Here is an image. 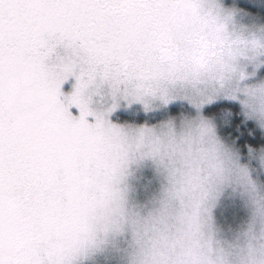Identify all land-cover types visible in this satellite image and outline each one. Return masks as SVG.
I'll list each match as a JSON object with an SVG mask.
<instances>
[{"label":"snow or ice","instance_id":"snow-or-ice-1","mask_svg":"<svg viewBox=\"0 0 264 264\" xmlns=\"http://www.w3.org/2000/svg\"><path fill=\"white\" fill-rule=\"evenodd\" d=\"M257 11L264 0H0V264H83L121 163L118 132L154 127L153 102L169 120L228 119L239 138L212 89L242 47L264 72V16L238 19ZM82 90L91 107L73 105Z\"/></svg>","mask_w":264,"mask_h":264},{"label":"rangeland","instance_id":"rangeland-1","mask_svg":"<svg viewBox=\"0 0 264 264\" xmlns=\"http://www.w3.org/2000/svg\"><path fill=\"white\" fill-rule=\"evenodd\" d=\"M238 19L239 23L251 26L261 18L245 14ZM228 27L231 31V25ZM236 28H240V25L237 24ZM245 64L246 61L239 56L234 63V71L218 79L212 91L216 96L215 90L220 89L226 83V78L230 77L229 82L237 88V92L235 96L223 97L240 108L239 101H242L245 111L253 110L255 114H260L264 112V87L259 82L264 80V72L258 68L253 70L251 66L245 68ZM249 72L253 74L248 75ZM72 103L74 106L80 103L91 107L84 90ZM152 107L154 111L147 120L149 125L155 126L142 132L151 139L153 149L158 150L157 160L162 158L164 164L177 168L183 162L189 169L182 177L185 195L177 202V210L172 217L149 216L150 202L158 195L162 183L167 182L166 172L163 165L155 164L152 160L131 162V151L135 144L130 147L125 133L141 130H120L118 144L121 163L112 170L107 186L113 182L126 186L123 215L104 199L101 212L103 222L96 238V247L89 250L83 264H264V229L259 223L264 216V200L258 197V203L252 204L247 197L228 188L217 193L208 212H202L199 192L201 187L212 181L216 162L207 151L201 149L203 140L196 121L212 120L217 125L218 136L235 145L222 136V129L229 120L208 118L191 111L169 120L158 102H153ZM120 111L125 113L124 117L141 118L135 108H122ZM243 116L257 125L264 135V129L256 121ZM152 117L161 119L150 122ZM259 151H264V148L249 149L246 156L240 155L241 162L250 164L252 176L260 186V195H264V169L252 158ZM231 214H234L233 222L228 225L226 217ZM239 214L244 216L240 221Z\"/></svg>","mask_w":264,"mask_h":264},{"label":"clouds","instance_id":"clouds-1","mask_svg":"<svg viewBox=\"0 0 264 264\" xmlns=\"http://www.w3.org/2000/svg\"><path fill=\"white\" fill-rule=\"evenodd\" d=\"M236 40L243 41L248 39L245 30L235 28L230 31ZM241 57L246 61L245 68H257L256 53L248 48H241ZM248 75L253 73L249 72ZM230 77L226 78V83L220 89H216V97L235 96L237 88H234ZM261 87H264V80L259 82ZM238 99V98H237ZM241 103V112L246 117L257 122L259 127L264 129V112L255 114L253 110L245 111L243 102ZM196 127L199 129V135L202 137L203 143L201 149L207 151L211 158L216 162L214 165V173L212 181L206 186L201 187L199 192L202 212H208L211 204L214 201L218 192L231 188L233 193L239 192L242 196L247 197L252 204L258 203V197L264 200V195H260V186L256 179L253 178V169L247 162H241L240 151L235 145L228 142L226 139L220 138L217 134V125L212 120L198 119ZM129 145L135 144V148L131 151V162H143L152 160L155 164L163 165L166 172V183H162L161 189L157 196L150 202L152 207L148 210L149 216L157 218L168 216L172 217L177 210V202L185 195V186L182 183V177L187 174L189 169L182 162L181 167L175 165L169 167L164 164L162 158L157 160L158 150L152 147V141L146 133L142 131L129 130L125 133ZM257 161L260 168L264 169V151L255 153L252 157ZM179 173V175H178ZM126 193V186H122L118 182H113L108 185L105 190V200L113 206L114 209L123 215V201ZM255 222V221H254ZM260 227L264 229V216L260 219ZM162 231V230H161Z\"/></svg>","mask_w":264,"mask_h":264},{"label":"trees","instance_id":"trees-1","mask_svg":"<svg viewBox=\"0 0 264 264\" xmlns=\"http://www.w3.org/2000/svg\"><path fill=\"white\" fill-rule=\"evenodd\" d=\"M236 2L238 4H247L250 2V0H236ZM251 15L258 16L259 18L264 16V14L258 11L252 13ZM232 107L234 109V113H229L228 115L238 122L237 125H235V131L238 134L239 138H237V136L235 135H230L226 127L222 129V136L235 143V146L239 149L240 154L243 156L247 155L249 149L259 150L264 148V135L261 132V130H259L257 128V125H255L253 122L247 121L244 118L241 112V108L238 104L232 103ZM124 118L130 120V122L133 121L138 122V120L141 119V118H129V117H124ZM160 119H161L160 117L159 118L152 117L150 118V122H155ZM217 119L220 120L219 118ZM228 124L229 121H227L226 125ZM241 129H243V131H241ZM233 215L231 214L226 217V221L228 225H231V223L233 222L232 221ZM239 215H240L239 216V221H240V219H242L244 216L243 214H239ZM227 224L225 225L227 226Z\"/></svg>","mask_w":264,"mask_h":264}]
</instances>
